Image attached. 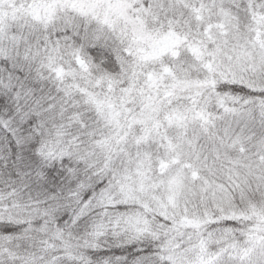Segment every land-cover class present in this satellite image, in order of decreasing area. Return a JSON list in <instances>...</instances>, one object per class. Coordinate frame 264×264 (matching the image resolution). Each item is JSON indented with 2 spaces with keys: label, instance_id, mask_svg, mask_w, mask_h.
<instances>
[{
  "label": "snow or ice",
  "instance_id": "6c2138e0",
  "mask_svg": "<svg viewBox=\"0 0 264 264\" xmlns=\"http://www.w3.org/2000/svg\"><path fill=\"white\" fill-rule=\"evenodd\" d=\"M0 264H264V0H0Z\"/></svg>",
  "mask_w": 264,
  "mask_h": 264
}]
</instances>
